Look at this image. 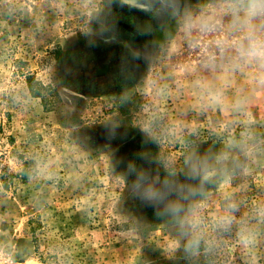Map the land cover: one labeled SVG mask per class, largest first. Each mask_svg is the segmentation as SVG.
Masks as SVG:
<instances>
[{
    "label": "rangeland",
    "instance_id": "374dc122",
    "mask_svg": "<svg viewBox=\"0 0 264 264\" xmlns=\"http://www.w3.org/2000/svg\"><path fill=\"white\" fill-rule=\"evenodd\" d=\"M262 39L254 0H0V264H264Z\"/></svg>",
    "mask_w": 264,
    "mask_h": 264
},
{
    "label": "clouds",
    "instance_id": "9594fccd",
    "mask_svg": "<svg viewBox=\"0 0 264 264\" xmlns=\"http://www.w3.org/2000/svg\"><path fill=\"white\" fill-rule=\"evenodd\" d=\"M254 3H258L260 5H264V0H254ZM252 56L260 59V60H264V39L261 40L258 49H254L251 53ZM149 196H155L156 193L153 191H150L148 193ZM193 244H195V242H192Z\"/></svg>",
    "mask_w": 264,
    "mask_h": 264
}]
</instances>
